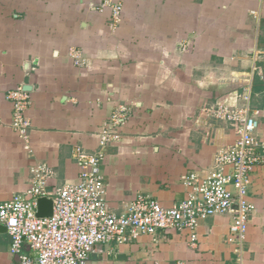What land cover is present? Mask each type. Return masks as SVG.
<instances>
[{
    "label": "crops",
    "instance_id": "obj_1",
    "mask_svg": "<svg viewBox=\"0 0 264 264\" xmlns=\"http://www.w3.org/2000/svg\"><path fill=\"white\" fill-rule=\"evenodd\" d=\"M18 87L29 98L24 137L7 96ZM243 91L264 141V0H0V202L29 187L38 163L54 171L50 189L78 181L74 147L96 150L118 110L119 137L101 162L110 211L139 193L169 207L190 191L182 176L204 177L236 137L201 107ZM251 178L240 245L229 240L230 216L216 214L199 220L193 245L187 229L158 230L96 245L86 264H264V163ZM2 226L0 264H17Z\"/></svg>",
    "mask_w": 264,
    "mask_h": 264
},
{
    "label": "built area",
    "instance_id": "obj_2",
    "mask_svg": "<svg viewBox=\"0 0 264 264\" xmlns=\"http://www.w3.org/2000/svg\"><path fill=\"white\" fill-rule=\"evenodd\" d=\"M110 7L116 22L121 4ZM69 57L75 65L85 64L76 49L69 50ZM7 96L13 101L11 126L24 137L30 126L24 116L28 94L18 87L8 91ZM248 102L249 94L243 91L220 98L216 105L201 107L203 115L229 121L236 137L214 153L212 167L204 177L195 172L182 176L190 191L169 207L139 193L125 203L123 212L110 211L101 162L107 145L119 137L117 127L124 118L118 110L100 127L96 150L74 147L78 181L49 190L53 169L45 163L32 166L29 187L0 202V225L7 229L10 252L17 257V264H86L96 245L124 243L158 230L187 229L193 245L199 220L216 214L230 216L229 240L240 245L255 207L248 199L251 174L256 165L264 163V141L256 138L258 121L250 113ZM39 198L52 200L49 216L36 214ZM175 264L186 263L180 260Z\"/></svg>",
    "mask_w": 264,
    "mask_h": 264
},
{
    "label": "water",
    "instance_id": "obj_3",
    "mask_svg": "<svg viewBox=\"0 0 264 264\" xmlns=\"http://www.w3.org/2000/svg\"><path fill=\"white\" fill-rule=\"evenodd\" d=\"M49 190H51L49 188ZM52 212V200L50 198H39L36 214L38 216H49ZM4 229L5 226H2Z\"/></svg>",
    "mask_w": 264,
    "mask_h": 264
}]
</instances>
